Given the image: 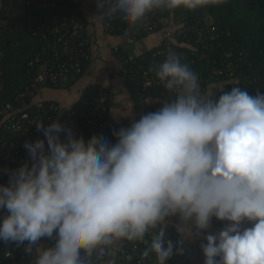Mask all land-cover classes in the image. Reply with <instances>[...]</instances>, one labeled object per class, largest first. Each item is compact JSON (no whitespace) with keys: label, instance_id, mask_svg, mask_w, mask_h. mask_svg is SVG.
I'll return each instance as SVG.
<instances>
[{"label":"built area","instance_id":"1","mask_svg":"<svg viewBox=\"0 0 264 264\" xmlns=\"http://www.w3.org/2000/svg\"><path fill=\"white\" fill-rule=\"evenodd\" d=\"M132 13L131 23L122 33L128 44H135L140 35L153 32L159 24L166 27L169 23L164 18L159 23L153 19L145 21L142 11L140 15ZM150 16H156V11ZM89 28L81 20L71 24L64 16L41 29L43 37L49 42L30 59L29 64L34 72L31 83L14 101L0 106V126L11 133L14 140L10 148L2 153L0 207L14 208L21 236L15 249H6V264H108V258L112 255L116 256L115 264H146L148 261L187 264L183 238L176 231L156 242L162 252L159 260L142 249L143 245L148 244L146 223L131 229L119 246L113 247L108 234L82 229L71 217L72 211L77 208L75 201L78 197L71 194L68 188H73L67 185L73 182L77 187L82 177L78 174L80 170H70L66 165L67 156L57 147L58 140L64 141L69 151L78 152L79 148L86 147L89 168L98 172L99 177L88 183V199L83 203L85 209L92 208L96 212L106 210L111 214V196L117 189L119 198L116 202L132 203L138 210L139 207H146L145 197L148 194V189L142 184L149 179L147 163L133 152L127 153L125 148L120 152L108 150L102 138L109 108L105 89L93 94L89 105L64 107L55 101L36 99L41 86L60 87L77 80L84 73L91 58L90 38L87 35ZM107 29L115 32L113 25L108 24ZM175 31L172 28L167 30L162 45L153 52L154 57L160 58L162 69L149 63L148 66L140 65L143 71L138 73L134 60L123 55H119V58L123 64H130L131 78L139 79L144 88H163L170 95L193 92L201 102L194 117L179 116L177 113L172 116L167 114L168 110L164 107H151L146 112L145 125L150 127L156 122L175 121L174 140H190L187 146L178 147L180 155L172 160L173 163H182L180 165H191L190 155L194 153L191 143L208 137L217 153L215 162L224 170L225 186L218 194L206 193L195 186L198 188L190 197L197 209L207 213L217 223L251 219L256 225H264V129L259 130V120L234 115L225 127L231 130L236 122L241 123L242 142L238 147L223 146L220 127L214 116L220 104L212 102L206 95L211 79H218L223 70L214 67L207 77L201 70L196 75L185 70L180 73L185 79L184 83L175 82L164 75V71L176 70ZM206 36L200 35L197 40L205 45ZM114 49L117 53L121 52L118 45ZM43 117L45 121L41 123ZM53 125L57 127L55 130L52 129ZM249 130L259 132L250 134ZM8 142L5 140L2 144L8 145ZM10 150H14L13 155ZM36 157L43 160L41 165H30L29 161ZM128 167L131 170L126 175ZM49 170L50 179H60L59 184L52 181L61 185L60 188L53 183L47 188L43 184L38 185L40 178L46 182ZM66 176L72 180L66 179ZM31 182H35L32 190L25 197H20L24 185ZM123 187L133 191L124 192ZM32 193L36 194L34 199H31ZM38 194L45 197L39 199ZM26 201L29 204L23 206ZM201 252L205 264H255L249 254L231 249L219 240L204 243ZM259 252L260 259L264 261V241L260 244Z\"/></svg>","mask_w":264,"mask_h":264},{"label":"trees","instance_id":"2","mask_svg":"<svg viewBox=\"0 0 264 264\" xmlns=\"http://www.w3.org/2000/svg\"><path fill=\"white\" fill-rule=\"evenodd\" d=\"M141 11L145 21L153 19L159 23V20L164 18L169 23L166 27L159 24L153 32L140 35L137 42L145 36L161 30H164L166 35L167 30L176 29L173 36V43L176 46L174 53L176 70L164 71V75L169 76L175 82L184 83L185 79L180 76V73L185 70L192 71L194 75L201 70L204 72V77H207L214 67H220L223 70V74L218 79H211L210 85L212 84L211 86L214 88L213 83H218L221 79L225 80L227 83L226 93L222 97L221 91L219 93H212L211 91V93L208 92V97L212 102L220 104L214 116L220 127L219 135L224 147H238L243 139V125L241 123L236 122L231 130L225 127L231 122L234 115H240L253 121L259 120V130L264 129V0H121L120 4L106 16V24L113 25L115 28V32L111 31L112 34L123 36L124 29L130 25V21L133 19L132 12L140 15ZM155 11L156 16L153 18L150 15ZM64 16H67L71 24L85 18L76 0H36V2L35 0H0V106L9 101H14L16 96L31 83L34 72L29 64L30 59L35 57L42 46L49 42L43 37L41 29L51 26L55 20ZM203 34L207 35L205 45L197 40ZM123 38L125 37L123 36ZM118 46L121 51L118 54L128 58L127 52L121 45ZM153 49L135 57L138 73L143 71L140 65L148 66L149 63H154L148 62L151 59L149 57ZM147 58L149 59L147 60ZM122 69L134 95L138 94L142 97L162 96L168 102L196 98L193 92L170 95L158 87L144 88L139 79L133 80L131 78L130 64H124ZM43 87L48 86H41L37 94ZM100 87L97 84L88 86L73 106L89 105L92 95L98 93ZM37 94L36 99H38ZM196 112L197 110H194L190 116L194 117ZM44 121L45 118H41L40 122L43 123ZM170 121L171 123L163 136L168 139L169 152L174 153V150H177L179 146H187L190 140L184 138L175 141V121L173 119ZM158 127L160 126L156 124L149 129L153 132ZM56 128V125L52 126L53 130ZM259 130H249V132L252 134L255 131L259 132ZM116 132L110 133L109 130L105 133L109 147L115 150L120 149L121 146L122 148L126 147L123 145L122 139L124 130H117ZM10 134L0 126V163L2 162V153L10 148V143L14 142ZM113 138L115 140H112ZM5 140L9 141L8 145L2 144ZM56 144L67 156L66 165L70 170L86 171L88 169L90 165L86 161V147L79 148L78 152H75L69 151L68 145L64 141L58 140ZM10 153L13 155L14 150H10ZM216 156L217 153L212 142H206L203 146L198 144L196 154L193 156L194 166L188 169L187 177L197 174L199 188L201 187L206 193H208V189H211L205 183L211 175ZM164 160L166 169L170 168L172 155L169 159L164 155ZM42 161L41 158L36 157L29 161V164L40 166ZM130 170L131 167L125 170L126 175ZM146 174L150 175V171ZM49 175L50 170L47 172L46 182L42 183L45 185L44 188L49 187L53 183L52 181H56L57 184L60 182V179H50ZM1 177L2 168L0 167V190L2 189ZM69 178L66 176V179ZM70 179L72 180V178ZM34 184L35 182H31L24 185L20 197H25L32 190ZM142 184L149 190L148 182ZM221 184V182L218 184L219 188H221ZM56 186L60 188L61 185ZM122 190L124 192L130 191L129 189L126 191V187H123ZM73 191L75 192L73 194L78 197L75 206L83 209L82 214H90L86 220L90 222V226L94 230L100 231L102 234L108 231L109 225L113 228L126 216L137 215L134 204L126 203V205L117 207V213L120 216H115L116 209H114L111 214L106 210H100L98 211L99 215L94 217L92 216L93 213L89 212V209H85L84 204L80 202V199L83 202L87 201L83 195L85 189L73 188ZM35 197L36 194L32 193L31 199ZM38 197L40 199L45 196L38 194ZM111 197L112 200L119 198L117 189L114 190ZM28 204L29 202L26 201L22 205L27 206ZM13 210L14 208L0 207V264L7 263L6 249H15L21 241L19 220L15 218ZM78 213V210L75 209L72 211L71 217L77 218L81 215ZM142 215L139 210L134 221ZM206 215L213 220L211 216ZM91 216L92 218H89ZM171 230L164 229L163 234L158 236L157 230L154 231V225H147L145 235L148 238V244L142 246L144 252L153 256L154 259L160 260L162 252L156 246V242L163 235L169 234ZM202 245L199 248L200 251ZM158 264H162V262Z\"/></svg>","mask_w":264,"mask_h":264},{"label":"crops","instance_id":"3","mask_svg":"<svg viewBox=\"0 0 264 264\" xmlns=\"http://www.w3.org/2000/svg\"><path fill=\"white\" fill-rule=\"evenodd\" d=\"M76 1L85 16L84 20L81 19V21L89 23L88 27H90L88 35L90 38L91 58L87 69L77 80L66 82L63 86L56 88L43 87L42 89L54 91L51 96H49V92H46L45 97H39L41 89L37 94V100H54L64 107H70L81 98L83 91L88 86L92 84L100 85V90L105 89L109 97L106 125L101 134L105 140L106 147L108 150L117 152L125 148L127 153L129 151L133 152L149 166L150 175L147 181L149 190L145 197L146 207H139L135 211L137 215L126 216L123 220L116 223L113 228L109 225L108 231L104 234L109 235L111 245L113 247L119 246L131 229L140 223H146L148 226L149 224L154 225V231L157 230L158 236L163 234L164 229H172L169 233L178 232L183 238L187 264H205L202 259L203 254L199 248L202 244L214 240L221 241V243L231 249L249 254L250 259L255 264H264V261L260 259L259 252L260 244L264 241V225H256L251 219H242L233 223H217L211 220L206 215L207 213L200 212L190 197L196 188L200 186L197 174L187 177L188 169L194 166L193 156L196 154V146L198 144L203 146V144L211 142V140L208 137H202L195 140L193 144L191 143L192 146L190 147L194 150V153L189 154L192 161L191 165H180L182 163L171 162L170 168L166 169L164 155L168 159L172 155V160L177 155H180L178 148V150H174V153L169 152L168 139L163 136L171 121L154 123L150 127H154L156 124L160 127L153 132L145 125L146 112L151 107H164L168 110V115L171 114L173 116V114L177 113L179 116L189 117L194 110L198 111L201 102L198 98L168 102L162 96L142 97L138 94L134 95L131 90L122 69L124 64L119 58V54L115 51L114 46L121 45L132 61L135 57L154 48L150 53L149 58L151 59L148 62H154L155 66L162 69L160 58L154 57L153 52L162 45L166 36L165 31L161 30L147 35L135 44H128L123 36L112 34L106 26V16L120 4L121 0ZM211 85L206 92L207 96L208 92L219 93L221 91V96L223 97L227 91L225 80L221 79L220 82L213 83L214 88ZM161 89L164 90L163 88ZM164 92L167 91L164 90ZM111 129L113 130L111 131ZM109 130L110 133L124 130L122 139L123 145H126V147L122 148L121 146L117 150L111 149L105 136V133ZM112 140H115V138ZM80 172L78 174L79 177H82V180L78 183V186L74 187L73 182H71L67 187L85 189L83 195L88 199V183L99 177L98 172L89 167L86 171ZM224 175L223 168L215 162L211 175L205 183L211 188L208 189L209 194H218L222 191L225 186ZM41 179H39L40 182H37L39 186L43 183V178ZM220 182L222 183L221 188L218 187ZM68 189L73 196H76L73 194L75 193L73 189ZM128 189L133 191V189L126 187V191ZM116 200L114 199L111 202L112 210L110 211L112 213L116 209L115 216H120L117 213V207L119 208L126 204L122 203L120 205ZM80 202L84 203L82 200ZM77 210L79 213H83L81 207H77ZM139 210L143 215L134 221V218L138 216ZM89 212L93 213L92 216L94 217L99 215L92 208H89ZM82 213L77 218H74L78 226L102 234L100 231L94 230L90 226V222L86 220L90 214ZM92 216L89 218H92ZM115 261V255L108 258V264H115ZM146 264H158V262L148 261Z\"/></svg>","mask_w":264,"mask_h":264},{"label":"rangeland","instance_id":"4","mask_svg":"<svg viewBox=\"0 0 264 264\" xmlns=\"http://www.w3.org/2000/svg\"><path fill=\"white\" fill-rule=\"evenodd\" d=\"M87 24V23H86ZM89 26V23L87 24ZM54 90H48V89H42L41 92H40V95L39 97H45V94L46 92H49V96H51V93L53 92ZM40 178V177H39ZM41 179V178H40ZM38 180V179H37ZM42 180V179H41ZM40 182V180H39Z\"/></svg>","mask_w":264,"mask_h":264}]
</instances>
